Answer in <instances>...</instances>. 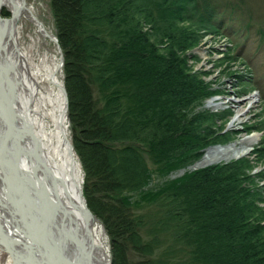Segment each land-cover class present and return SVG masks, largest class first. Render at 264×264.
Returning a JSON list of instances; mask_svg holds the SVG:
<instances>
[{"label": "trees", "instance_id": "1", "mask_svg": "<svg viewBox=\"0 0 264 264\" xmlns=\"http://www.w3.org/2000/svg\"><path fill=\"white\" fill-rule=\"evenodd\" d=\"M215 2L50 0L82 193L111 264H264L263 172L246 157L188 169L224 116L195 110L218 90L185 53L224 27Z\"/></svg>", "mask_w": 264, "mask_h": 264}, {"label": "bare ground", "instance_id": "2", "mask_svg": "<svg viewBox=\"0 0 264 264\" xmlns=\"http://www.w3.org/2000/svg\"><path fill=\"white\" fill-rule=\"evenodd\" d=\"M26 23L39 36L55 41L26 0H0V105L8 111L7 125L15 130L8 132L19 150L13 178L23 186L11 188L0 179V264H111L104 226L82 193L83 170L68 135L61 60L47 51L32 54L20 44ZM253 96L248 97L250 102ZM208 106L220 104L213 99ZM240 115L235 114L233 122L240 121ZM258 139L259 134L252 133L232 144L210 147L197 164L240 157ZM7 169L11 174L10 165ZM34 191L43 202L44 216L53 220V229L31 212L30 203L37 200ZM39 253L44 259H37Z\"/></svg>", "mask_w": 264, "mask_h": 264}, {"label": "rangeland", "instance_id": "3", "mask_svg": "<svg viewBox=\"0 0 264 264\" xmlns=\"http://www.w3.org/2000/svg\"><path fill=\"white\" fill-rule=\"evenodd\" d=\"M26 1L35 8L45 28L56 36L50 0ZM215 4L220 10V16L224 18V27L221 28L220 33L225 36L201 30L199 41L185 52L197 57L196 59L191 56L187 57L186 64L191 68V72L199 73L201 80H204L210 89L218 90L214 95L204 99V102L195 110L197 112L203 109L209 112H224V116L215 118L212 123L209 122V126L220 136L215 143L205 148L199 159L212 145L232 144L242 136L258 133L257 142L252 145L248 153L238 158L246 157L251 160V174L259 171L264 174V159L255 160L256 156L253 154L255 148L264 143V0H216ZM2 14L8 16L7 10H2ZM145 27L148 28L146 25ZM32 36L36 40L33 41ZM19 42L32 54L37 50L42 53L47 51L63 63L62 52L57 43L39 36L34 26L29 23L25 24ZM229 53L238 54V57L229 59ZM61 72L59 77L63 83V72ZM237 74H244L243 80L237 78ZM251 93H254L252 102L248 99ZM213 99L220 106L209 107L208 101ZM235 114H241L240 121L233 122ZM251 126L255 127L250 128ZM68 135L70 138V130H68ZM238 158L204 165L227 163ZM178 175H181L180 170L156 178L166 180ZM256 179L258 184L263 186L264 198V176ZM153 182L162 183L164 181L153 180ZM259 205L264 206V201Z\"/></svg>", "mask_w": 264, "mask_h": 264}, {"label": "water", "instance_id": "4", "mask_svg": "<svg viewBox=\"0 0 264 264\" xmlns=\"http://www.w3.org/2000/svg\"><path fill=\"white\" fill-rule=\"evenodd\" d=\"M55 41L57 43V37H55ZM57 45H58V43H57ZM61 56H62V54H61ZM62 61H63V57H62ZM62 65H63V63H62ZM63 88H64V91H65L66 103H67L68 101H67L66 90H65L64 86H63ZM7 113H8V111L3 109L2 105H0V179L2 181L4 180L7 185L9 184L11 186V188H13L14 186H19L20 189H23L22 184H20L19 182H15L16 180H14V178H13V173H14L13 169H15V170L19 169V167H17L15 165V162H14L15 155L19 152V150L14 145V143L12 141V138H11V135L8 133V132H13V134H14L15 130L10 128L7 125L8 121L4 120V119H6L5 116L7 115ZM2 116H3V119H2ZM214 146H216V145H212L210 147H214ZM198 161L199 160H197L193 164L189 165L188 169H196V168L204 167L206 165V164L205 165L204 164L203 165H198L197 164ZM9 165H10V167L12 169V171H11L12 176H11V174H7V172H6V171H8L7 168H8ZM184 171H185L184 169H181L180 170V174H182ZM33 194L35 195L37 200H36V204H33L32 202L30 203L31 212L34 214V216L36 217V219H37V221L39 223L43 224V223L46 222V223L49 224L50 228L53 229V226H54L53 225V220H51L49 217H45L44 214H43V211H41V205L43 204V202H42L40 196H38L35 191L33 192ZM45 210L47 211V207H45ZM32 213H30V214L32 215ZM49 215H50V211H49ZM93 216L96 218L95 215H93ZM13 219L15 221L16 218L13 217ZM96 219L99 220L98 218H96ZM60 236H61V233L58 236V243L60 242V239L62 238ZM44 238H45V236H44ZM64 239H66V238H64ZM42 253L44 254V252H42ZM19 255H18V257L21 258ZM36 257H37V259H41V258L44 259V256L41 255L40 253L36 254ZM54 263L55 262H48L47 264H54ZM64 264H67V263H64Z\"/></svg>", "mask_w": 264, "mask_h": 264}]
</instances>
